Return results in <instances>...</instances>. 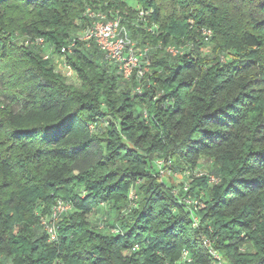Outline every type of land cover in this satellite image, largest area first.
Masks as SVG:
<instances>
[{
	"label": "trees",
	"instance_id": "obj_1",
	"mask_svg": "<svg viewBox=\"0 0 264 264\" xmlns=\"http://www.w3.org/2000/svg\"><path fill=\"white\" fill-rule=\"evenodd\" d=\"M136 2L152 11L154 33L124 0H0V264H213L203 238L226 264H264V0ZM88 6L118 13L136 49H148L140 94L135 71L123 81L72 35L75 21L89 24ZM203 31L219 56L210 62ZM14 36L42 39L80 86ZM168 46L189 50L174 57ZM12 79L29 87H7ZM158 160L180 174L211 168L190 183L197 198L196 187L208 190L197 227ZM58 200L71 212L51 245L40 218ZM100 209L116 223L92 226Z\"/></svg>",
	"mask_w": 264,
	"mask_h": 264
},
{
	"label": "built area",
	"instance_id": "obj_2",
	"mask_svg": "<svg viewBox=\"0 0 264 264\" xmlns=\"http://www.w3.org/2000/svg\"><path fill=\"white\" fill-rule=\"evenodd\" d=\"M137 16L139 21H145V15L142 11H140ZM83 17L89 20V24L85 27L83 36L80 40L86 43L94 44L102 55L103 61L108 65H114L123 81H130L131 76L135 71L136 85L132 91L140 94L142 85L141 81L143 78V66L148 65V60H146L148 49L144 48L137 51L135 42L130 39L127 31L120 25V17L116 12H105L99 9L87 7L84 11ZM207 33L209 32L203 31L202 35L208 37L205 35ZM26 41L31 46L36 45L37 48L44 46V41L40 38L27 39ZM29 45L26 43V46ZM73 46L74 38L70 40L66 49L63 48L61 50V53H69ZM181 49L182 48L168 46L166 47V52L175 57L182 54ZM156 164L159 170V178H161L165 171V166L163 162L159 160ZM167 167H169V164ZM201 175L203 174L200 173L198 176ZM218 181L219 180L214 175H211L208 178V182L210 184H216ZM189 190L190 185L188 183H183L178 189L172 190V195L178 197L180 204L188 210L192 227H197V213L203 210L205 205L201 198H197L193 194H190ZM128 200L130 202V206L133 207L136 196L132 194V191L128 196ZM70 207V204L66 201L58 200L52 207L49 215L40 218V225L43 228L49 244L55 245L59 242L57 223L61 217L69 211ZM100 228L102 229L103 225H101ZM109 231L111 233H119V230L116 228L110 229ZM203 244L210 254L213 264H226L221 255L213 249L211 243L207 239L203 238ZM190 261L191 257L189 252L187 250H183L179 262L189 263Z\"/></svg>",
	"mask_w": 264,
	"mask_h": 264
},
{
	"label": "rangeland",
	"instance_id": "obj_3",
	"mask_svg": "<svg viewBox=\"0 0 264 264\" xmlns=\"http://www.w3.org/2000/svg\"><path fill=\"white\" fill-rule=\"evenodd\" d=\"M124 3L126 4V6L132 10H134L137 14H139L140 11H142V13L145 15V21L143 23V25L141 26L144 29H147L151 32H155V30L157 29L156 26H147V19L150 16V14L152 13L151 10L149 11H144L142 10L136 0H124ZM89 7V6H88ZM91 8V7H90ZM76 25V30L73 31L72 35L75 36V38L80 39L83 36L84 33V29L86 27V25H84L82 23L81 20H77L74 23ZM208 36L209 40H203L204 44L202 45V47L200 48L199 54L200 57L204 59L205 62H210L211 60H213L215 57H219L216 56L215 52L213 51V47L210 43V33L205 34ZM37 39V38H35ZM27 37H22V36H14V38L12 37V40L10 41H14L15 43L22 45V47H29L34 50L37 49L36 45H29V43L26 41ZM27 45L29 46H26ZM31 46V47H30ZM175 47V46H174ZM40 48V56L42 58L43 61L47 62L48 65L53 66L54 71L59 73L61 76L64 77L66 83L68 85H72L74 87H79L80 86V82L76 76V74L74 72H72L66 65L64 62V58L61 56H57L53 50L46 44L44 43L43 47H39ZM177 48H182L181 52L184 53L185 51L189 50V47H177ZM139 49H137L138 51ZM166 52V51H165ZM232 58V54H229L228 56H226L225 60H230ZM52 68V69H53ZM7 87L12 86L14 87V89H27L29 87L28 84L24 83L21 80H9V82H7ZM11 88V87H10ZM125 88V86L121 87L119 86V90ZM106 121H103L101 123V125L105 126ZM167 167V166H166ZM164 170V173L162 175L161 178H159L161 180V182H164L166 185L168 186H172V190L174 189H178L180 187V185H182L183 183H188L190 185L191 182H193L195 179L201 177L198 176L200 173L201 174H207L208 172L211 171V168L209 167V165L203 163V165H200L198 167H196L197 169H194L193 171H185L183 174H180L178 172H172L170 169H168L169 167H167ZM168 169V170H167ZM197 174V176H196ZM210 187L211 185L208 184ZM196 192L199 193V197L202 198L204 201H207L209 199L208 197V190L203 189L202 187H196ZM78 193L82 196L84 195L83 192H79ZM131 193V189L128 190V196ZM69 212H71V209H69ZM107 218V222L108 223H116V213L114 210H109V213L107 210L104 209H100V210H95L94 212H92V214H90L86 220L92 225V226H97L99 224H101L105 219Z\"/></svg>",
	"mask_w": 264,
	"mask_h": 264
}]
</instances>
